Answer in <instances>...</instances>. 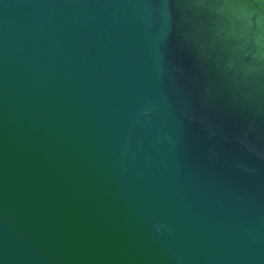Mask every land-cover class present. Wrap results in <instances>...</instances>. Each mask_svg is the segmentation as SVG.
<instances>
[{
	"label": "water",
	"instance_id": "water-1",
	"mask_svg": "<svg viewBox=\"0 0 264 264\" xmlns=\"http://www.w3.org/2000/svg\"><path fill=\"white\" fill-rule=\"evenodd\" d=\"M0 264H264V0H0Z\"/></svg>",
	"mask_w": 264,
	"mask_h": 264
}]
</instances>
